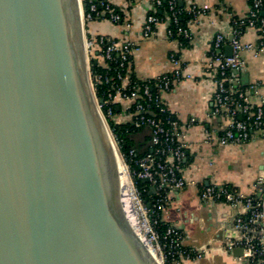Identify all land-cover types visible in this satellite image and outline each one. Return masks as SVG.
Segmentation results:
<instances>
[{"label":"water","instance_id":"95a60500","mask_svg":"<svg viewBox=\"0 0 264 264\" xmlns=\"http://www.w3.org/2000/svg\"><path fill=\"white\" fill-rule=\"evenodd\" d=\"M91 62L81 0H0V264H161L125 213Z\"/></svg>","mask_w":264,"mask_h":264},{"label":"crops","instance_id":"0c3cea01","mask_svg":"<svg viewBox=\"0 0 264 264\" xmlns=\"http://www.w3.org/2000/svg\"><path fill=\"white\" fill-rule=\"evenodd\" d=\"M109 2L129 19L131 26L115 25L102 18L87 22L85 31L91 36L134 42L130 58L132 74L152 78L168 73L174 68L170 55L190 74L174 82L171 91L160 94L163 105L178 121L179 138L185 148L181 172L192 181L183 189L168 193V201L160 213L161 221L177 226L182 231L184 244L199 253L182 264H243L239 248L228 247L237 234L232 219L239 209L220 201L205 202L199 192L200 183L229 184L243 195H256L257 180L264 179V130L251 131L243 143L220 141L226 119L224 115L212 114L215 83L213 72L207 67L215 35L221 33L228 39L233 18L246 16L248 0H184L185 7L194 5L201 11L188 23L190 38L185 44L167 35L166 19L155 26L149 37L141 36L145 17L155 10L152 0ZM241 39L256 45L258 35L254 29L246 28ZM241 58L244 65L230 70L229 74L235 84L247 88L250 103L259 104L264 101V51H243ZM116 111V121L130 120L124 103H119ZM143 132L146 139L140 134L135 138L136 145L149 149V129Z\"/></svg>","mask_w":264,"mask_h":264},{"label":"built area","instance_id":"2783aa9c","mask_svg":"<svg viewBox=\"0 0 264 264\" xmlns=\"http://www.w3.org/2000/svg\"><path fill=\"white\" fill-rule=\"evenodd\" d=\"M155 8L162 0H152ZM177 0H167L169 14L167 21L175 23V29L183 38H190L188 23L198 17L201 11L194 5L186 7L188 13L193 15L184 27L178 23V15L181 10L176 7ZM246 14V28L254 29L258 35L255 44L243 41L242 30L232 27V40L228 42L226 37L218 33L213 40V50L209 56L207 67L212 70L215 83L213 93V115H224L226 124L219 139L225 143H243L253 130H264V101L252 105L248 100L247 88L237 85L230 76V70L239 69L244 65L241 58L243 51H264V17L260 15L263 0H251ZM103 7L101 10L100 8ZM104 15V16H103ZM108 19L115 25L131 26L129 19L112 6L109 0L93 2L89 0L88 11L82 6V19L87 22L96 19ZM164 19L153 13L147 14L141 25V36L149 37L157 24ZM167 35L172 37V30L167 27ZM89 51V58L106 61V70L102 74H92L89 68L92 87L97 80L109 82L111 87L106 92L110 104L124 103V110L131 115V124L134 129L147 127L149 129V141L151 149L133 159L134 166L130 169V181L132 195L139 208V214L146 225V239L157 248L161 264H182L199 256L193 248L187 247L183 240L182 231L174 225H168L162 233L155 229L156 219L152 215L161 212L168 201V193L183 189L188 179L181 172L185 157L184 144L180 141L178 121L174 114L167 110L161 101V92L171 91L173 83L189 77L184 72L174 55H170V61L174 65L172 71L152 78H138L132 76L130 58L135 43L129 40L114 39L104 35L87 37L85 40ZM230 45L232 52L225 54V46ZM91 64V63H90ZM114 66H110V65ZM94 91V87H93ZM95 94V93H94ZM96 97V96H95ZM97 99V97H96ZM98 100V99H97ZM98 104L103 119L112 116L111 106H107L105 113ZM152 105L159 111L169 114L154 116L147 114ZM252 107H255L252 109ZM244 116V117H243ZM193 122V119H191ZM134 155L131 148L128 153ZM148 179L150 193L156 195L153 203L147 206L142 192L135 181ZM258 190L264 193V179L257 180ZM199 197L201 200L220 201L237 207L239 211L233 216L232 227L236 230V236L230 240L228 247L241 249L240 259L243 264H264V200L261 195H243L229 184L200 183ZM138 214V215H139Z\"/></svg>","mask_w":264,"mask_h":264},{"label":"trees","instance_id":"16d2710c","mask_svg":"<svg viewBox=\"0 0 264 264\" xmlns=\"http://www.w3.org/2000/svg\"><path fill=\"white\" fill-rule=\"evenodd\" d=\"M93 2H97L99 0H92ZM251 0H248V3L250 5ZM88 2L89 0H82V6L84 11H88ZM113 6V5H112ZM114 8H116L115 6H113ZM176 7L178 9L181 10L180 15H178V23L179 25L182 26H186L188 21L190 19L193 18V15L191 13H188L185 7V3L184 0H177L176 2ZM263 7H264V0H263ZM263 7L261 9L260 15L262 17H264V13H263ZM103 7L100 8V10ZM117 9V8H116ZM153 14H155L156 16L165 19V17L169 14L168 11V3L167 0H162L161 4L158 5L155 10L153 12H151ZM104 16V15H103ZM247 18L243 17V18H233L232 20V25L233 27H237L238 29L242 30V32H244V30L246 29L247 26ZM168 28H170L172 30V38H177L181 43L185 44L188 39L183 38L182 35L180 33H178L175 29V23H173L172 21H168ZM87 37H92L91 35L87 34ZM106 65L107 62L101 60L100 62L97 63H92L90 64V70L92 72V74H102L104 73V71L106 70ZM111 67L114 65H110ZM132 76H134L136 78V76L134 74H132ZM94 93L95 96L97 97L98 100H102V104H101V109L102 111L105 113L107 106H111L112 109V116L107 117L106 121L109 125V127L111 128L116 142L119 146V151L123 154V156L125 157L126 161L128 162V164L130 165V168H132L134 166L133 164V159L135 157H138L140 155H142L145 151H150L151 146L149 149H146V147L142 148V147H138L136 145V141L135 138L137 136H140V134L144 135V139H146V133L143 132L144 129H146L145 127L139 128V129H134L132 127L131 124V115H130V120L127 121H122V122H118L114 119V116L116 114V107L117 105H112L109 103L107 97H106V92L109 90V88L111 87V84L109 82H104V80L100 79L97 80L94 83ZM255 107H252V109H254ZM127 113V112H126ZM128 114V113H127ZM147 114H151L154 116H165L168 113V111H166L165 113H162L159 111L158 107H156L155 105H152L150 107V109L147 111ZM244 117V116H243ZM150 137H148L149 140ZM150 142V141H149ZM133 148L134 149V155L130 156L129 150ZM142 148V149H141ZM124 163V162H123ZM125 165V164H124ZM126 166V165H125ZM126 171L128 172L127 168ZM136 186L139 189H145V191L142 192L143 194V198L144 200H146V203H153L156 195L153 193H150L149 189H150V185L148 182H144L141 179H138L135 181ZM160 213L161 212H156L152 215V217H154L156 219V223H155V229L159 232L162 233L165 228L169 225L166 223H163L160 219Z\"/></svg>","mask_w":264,"mask_h":264},{"label":"bare ground","instance_id":"6f19581e","mask_svg":"<svg viewBox=\"0 0 264 264\" xmlns=\"http://www.w3.org/2000/svg\"><path fill=\"white\" fill-rule=\"evenodd\" d=\"M108 134H109V132H108ZM109 136H110V134H109ZM111 141H112V139H111ZM112 144L114 146L113 141H112ZM114 150H115V154H116L120 188H121V195H122V202H123V207H124L125 213L129 219L130 223L132 224V227H133L134 231L136 232V234L146 243V245L148 246L150 251H152V253L154 255H156V251H155L154 247L151 245L150 241H148L145 237L146 225L143 223V221H140L139 218H138V220L141 224L139 225L137 222L135 206L137 208V217L139 214V208L136 205V202H135L134 197L132 195L131 184H130L129 178L127 176V173H126V167L124 166L123 160L121 159V156H119L118 151L116 150L115 146H114Z\"/></svg>","mask_w":264,"mask_h":264},{"label":"rangeland","instance_id":"374dc122","mask_svg":"<svg viewBox=\"0 0 264 264\" xmlns=\"http://www.w3.org/2000/svg\"><path fill=\"white\" fill-rule=\"evenodd\" d=\"M81 1H82V0H81ZM82 21H83V19H82ZM83 28H84V39L86 40V39H87V33H86V31H85V21H83ZM86 49H87V56H88V58H89L90 54H89L88 48L86 47ZM89 79H90V75H89ZM105 124H106L107 130H108V132H109V134H110V137H111V139H112V141H113V143H114V146H115L116 150L118 151L119 156H121V159L123 160L124 164L126 165V166H125V165H124V166H125V167L127 168V170H128V172L126 171V173H127L128 178H129V181H130V177H129L130 169H131V168H130V165H129L128 162L126 161V159H125V157L123 156V154L119 151V146H118V144H117V142H116L115 136H114V134H113L111 128L109 127L107 121H105ZM128 173H129V174H128ZM130 184H131V181H130ZM131 189H132V187H131ZM135 210H136V219H137L138 224L140 225L141 223L139 222L138 218H139L140 220H142V217H143V216H141V215L139 214L138 217H137V208H136V206H135ZM145 236H146V233H145ZM151 245L154 247V249H155V251H156V256L160 259V255H159V252H158L157 248L155 247V244L153 245V244L151 243ZM160 261H161V260H160Z\"/></svg>","mask_w":264,"mask_h":264}]
</instances>
